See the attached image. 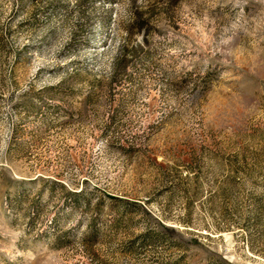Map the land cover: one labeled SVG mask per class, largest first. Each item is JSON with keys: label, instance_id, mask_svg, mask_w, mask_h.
<instances>
[{"label": "rangeland", "instance_id": "obj_1", "mask_svg": "<svg viewBox=\"0 0 264 264\" xmlns=\"http://www.w3.org/2000/svg\"><path fill=\"white\" fill-rule=\"evenodd\" d=\"M0 264H264V0H0Z\"/></svg>", "mask_w": 264, "mask_h": 264}, {"label": "trees", "instance_id": "obj_2", "mask_svg": "<svg viewBox=\"0 0 264 264\" xmlns=\"http://www.w3.org/2000/svg\"><path fill=\"white\" fill-rule=\"evenodd\" d=\"M137 18V17H136ZM118 64V63H117Z\"/></svg>", "mask_w": 264, "mask_h": 264}]
</instances>
